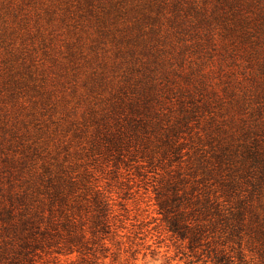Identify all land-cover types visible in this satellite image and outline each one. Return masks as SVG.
Segmentation results:
<instances>
[{
    "label": "rangeland",
    "instance_id": "rangeland-1",
    "mask_svg": "<svg viewBox=\"0 0 264 264\" xmlns=\"http://www.w3.org/2000/svg\"><path fill=\"white\" fill-rule=\"evenodd\" d=\"M264 264V0H0V264Z\"/></svg>",
    "mask_w": 264,
    "mask_h": 264
},
{
    "label": "trees",
    "instance_id": "trees-1",
    "mask_svg": "<svg viewBox=\"0 0 264 264\" xmlns=\"http://www.w3.org/2000/svg\"><path fill=\"white\" fill-rule=\"evenodd\" d=\"M161 211L165 215L170 232L180 240H188L189 249L196 261L205 259L211 264H234V259L225 250L217 249L215 243L209 240L207 230L201 226L198 219L192 222L184 219L183 215L176 213L167 202L161 204Z\"/></svg>",
    "mask_w": 264,
    "mask_h": 264
}]
</instances>
